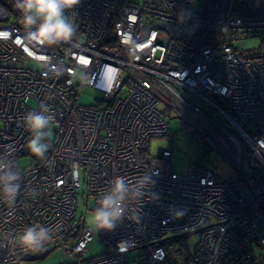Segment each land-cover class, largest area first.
<instances>
[{"label":"built area","instance_id":"1","mask_svg":"<svg viewBox=\"0 0 264 264\" xmlns=\"http://www.w3.org/2000/svg\"><path fill=\"white\" fill-rule=\"evenodd\" d=\"M14 3L0 0V154L11 152L22 182L14 203L0 200V240L8 237L0 264L55 247L69 264H264V50L243 54L237 45L264 43V0H80L66 13L75 41L51 47L26 39ZM81 86L102 93L94 105L77 104ZM185 92L236 125L238 136L214 126L233 163L256 159L253 174L219 182L198 162L173 172L168 147L147 155L151 138L170 135L161 99L207 117ZM41 108L53 117L43 159L28 150L23 123ZM23 153L32 161L20 170ZM118 177L145 191L126 201L136 218L126 212L111 230L75 223L78 196L94 213ZM34 224L51 227L53 239L39 250L13 248L11 238ZM194 232L187 252L181 237ZM94 237L106 250L85 257Z\"/></svg>","mask_w":264,"mask_h":264},{"label":"rangeland","instance_id":"2","mask_svg":"<svg viewBox=\"0 0 264 264\" xmlns=\"http://www.w3.org/2000/svg\"><path fill=\"white\" fill-rule=\"evenodd\" d=\"M201 1H197L191 6L193 10H199ZM239 50L243 54L254 53L264 50V43L260 37L244 38L237 43ZM80 83V79H75ZM99 90L81 86L77 98V104L83 106H91L96 103V99L101 96ZM185 97L201 106L206 112L207 117L179 113L166 100L160 102L159 108L165 112V118L169 124L170 135L162 137H153L148 143L147 155L156 156L159 147L169 146L172 151L170 160L173 172L177 174H186L187 165L191 162H198L203 166L213 171L215 179L219 182L236 181L245 173L250 176L255 169L259 167L258 162L253 157L252 160H244L241 165H237L231 161V147L225 143L224 138L219 135L214 125L220 126L227 130L233 131L235 135L239 134L234 123L228 120L216 108L208 104L205 100L185 92ZM168 112L166 113V109ZM245 126L243 123H239ZM238 136V135H237ZM53 135L49 134L47 139H52ZM233 150V148H232ZM32 161V157L28 153H23L17 158V165L20 170L25 169ZM242 171V173H241ZM264 201V196H262ZM78 210L75 217V223L85 222L87 226H95L93 220V212H87L89 206L91 209L93 202L91 199L86 201L82 195L78 196ZM170 235V234H168ZM175 238H172L174 240ZM181 240L184 242L185 249L190 252L197 240V232L191 233L189 236H182ZM106 246L98 242V237L88 244L85 257H93L103 253ZM135 252L128 254V261L135 257ZM73 260L68 257L61 249L55 247L43 259L21 260V264H69Z\"/></svg>","mask_w":264,"mask_h":264},{"label":"clouds","instance_id":"3","mask_svg":"<svg viewBox=\"0 0 264 264\" xmlns=\"http://www.w3.org/2000/svg\"><path fill=\"white\" fill-rule=\"evenodd\" d=\"M80 3V0H15L14 7L20 14L19 23L24 28V35L29 42H39L49 47L59 44H71L75 41L77 25L74 16L66 13ZM46 108L39 111L32 110L25 114L23 123L31 134L27 148L36 157L43 159L50 147L47 140L48 129L53 117L47 113ZM14 152V147L12 148ZM11 152L0 154V200L14 203L21 188L22 176L14 162L10 159ZM148 185L149 178L142 177ZM145 191L133 190L123 177L112 182L109 190L103 193L94 209L93 220L100 230H111L121 221L125 213H130L126 201L130 197L140 200ZM54 230L40 224L26 226L22 231L11 238L9 243L13 248L25 250L42 249L53 239ZM8 241L4 236L0 240V247L6 246Z\"/></svg>","mask_w":264,"mask_h":264},{"label":"water","instance_id":"4","mask_svg":"<svg viewBox=\"0 0 264 264\" xmlns=\"http://www.w3.org/2000/svg\"><path fill=\"white\" fill-rule=\"evenodd\" d=\"M49 253L48 249H44L41 251H38L36 253L33 254H25L23 255L20 260H33V259H43L44 257H46V255Z\"/></svg>","mask_w":264,"mask_h":264},{"label":"trees","instance_id":"5","mask_svg":"<svg viewBox=\"0 0 264 264\" xmlns=\"http://www.w3.org/2000/svg\"><path fill=\"white\" fill-rule=\"evenodd\" d=\"M252 159H253V157H252V156H250V160H252ZM75 236H76V235H74V234H71V235L69 236V239H72V240H73V239H75Z\"/></svg>","mask_w":264,"mask_h":264},{"label":"bare ground","instance_id":"6","mask_svg":"<svg viewBox=\"0 0 264 264\" xmlns=\"http://www.w3.org/2000/svg\"><path fill=\"white\" fill-rule=\"evenodd\" d=\"M237 131H239L238 129H236Z\"/></svg>","mask_w":264,"mask_h":264},{"label":"crops","instance_id":"7","mask_svg":"<svg viewBox=\"0 0 264 264\" xmlns=\"http://www.w3.org/2000/svg\"><path fill=\"white\" fill-rule=\"evenodd\" d=\"M168 148H170L169 146H167Z\"/></svg>","mask_w":264,"mask_h":264}]
</instances>
